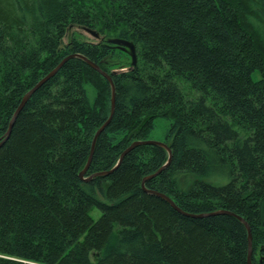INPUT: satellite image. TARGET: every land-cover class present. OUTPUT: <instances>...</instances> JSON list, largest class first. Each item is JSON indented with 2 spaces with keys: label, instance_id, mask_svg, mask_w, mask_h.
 <instances>
[{
  "label": "trees",
  "instance_id": "trees-1",
  "mask_svg": "<svg viewBox=\"0 0 264 264\" xmlns=\"http://www.w3.org/2000/svg\"><path fill=\"white\" fill-rule=\"evenodd\" d=\"M74 27L106 41L64 43ZM110 38L134 44L135 65ZM71 54L114 87L84 177L157 118L170 161L142 186L168 152L138 145L79 178L111 86L69 58L0 145V264H248L245 225L217 211L247 223L264 264V0H0V141Z\"/></svg>",
  "mask_w": 264,
  "mask_h": 264
},
{
  "label": "water",
  "instance_id": "water-1",
  "mask_svg": "<svg viewBox=\"0 0 264 264\" xmlns=\"http://www.w3.org/2000/svg\"><path fill=\"white\" fill-rule=\"evenodd\" d=\"M84 31H86L87 33H89L91 36L95 37V38H99V33H97L96 31L94 30H90V29H84ZM108 43L114 45L115 47L121 49V50H124L126 51L130 58H131V66L135 65L136 63V52H135V46L134 44L131 42V41H127V40H124V39H120V38H110L107 40ZM72 57H79L81 59H83L90 67H92L94 70L98 71L103 77L106 78V80L110 83V86H111V109H110V116L108 117V119L105 121V123L95 132L94 136H93V139H92V142H91V146H90V152H89V156H88V159H87V162H86V165L84 167V169L79 173V178L84 180V181H87L93 177H96V176H101V175H105V174H108L109 172H111L112 170H114V168H116L123 156L129 152L131 149H133L134 147L138 146V145H147V144H150V145H158L164 149H166V151L168 152V159L167 161L165 162V164L160 168L158 169L155 173H153L152 175L146 177L143 182H142V186L144 184V181L147 180V179H150L152 177H155L157 176L165 167L166 165L169 163L170 161V158H171V153H170V149L168 148V146L166 144H164L162 141H155V140H143V141H134L131 143V145L129 147H127L121 154L119 160L117 161L116 165L108 172H96L92 175H90L89 177H84V174L86 172V170L88 169L89 167V164L91 162V159H92V155H93V151H94V147H95V143H96V140H97V137L99 136V134L104 130V128L108 125L110 119H111V116H112V113H113V108H114V87H113V84H112V80H111V77L110 75H108L106 72H104L103 70L100 69V67L86 59L85 57L79 55V54H71L67 57H65L56 67H54L51 71H49L44 77H42L31 89H29L24 95L23 97L21 98V101L19 103V105L17 106L14 114H13V117L11 119V122L8 126V129L5 133V136L4 138L2 139V141H0V145L7 139L9 133H10V130H11V127L13 125V122L15 120V118L17 117L19 111L23 108V106L25 105V103L28 101V99L30 98V96L44 83L46 82L48 79H50L52 76L55 75V73L61 68V66L63 65V63L65 61H67L69 58H72ZM147 192H149L150 194H154L160 198H162L164 201H166L168 204H170L176 211L180 212V213H183L175 204L174 202L166 195L162 194V193H159V192H155V191H149L147 190ZM215 213H226V214H230L232 216H235L237 217L246 227L247 229V232H248V255H247V263L248 264H252L251 263V234H250V229H249V226L247 225V223L240 217L232 214V213H229L227 211H217ZM184 214V213H183ZM214 214V213H212ZM207 214H199V215H192V216H199V217H202V216H206Z\"/></svg>",
  "mask_w": 264,
  "mask_h": 264
},
{
  "label": "rangeland",
  "instance_id": "rangeland-1",
  "mask_svg": "<svg viewBox=\"0 0 264 264\" xmlns=\"http://www.w3.org/2000/svg\"><path fill=\"white\" fill-rule=\"evenodd\" d=\"M72 32L79 39L86 40L89 42H101L104 40L106 41V37L104 35H100L99 38H95V37L91 36L89 33H87L86 31H84L83 29L74 27L70 31H68V33L63 38L64 43H66L69 40L70 36L72 35L71 34ZM127 61H128V59L125 56L120 54L119 57H116V58H114V60H112V63L115 64V66H119L122 64H126ZM179 84L183 88L184 92L187 95H190V91L188 90V88L181 82H179ZM89 95L93 97V93L91 91H90ZM167 127H168V121H166L162 118L155 119L154 128L150 134L151 139L155 140V141H163L165 138V132H166ZM206 180L208 182L214 184V180L212 178H207ZM91 213H92V216L94 219L98 218L99 212L97 210H94Z\"/></svg>",
  "mask_w": 264,
  "mask_h": 264
}]
</instances>
